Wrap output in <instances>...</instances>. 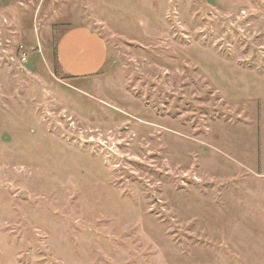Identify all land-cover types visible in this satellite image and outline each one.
I'll use <instances>...</instances> for the list:
<instances>
[{"label": "rangeland", "instance_id": "rangeland-1", "mask_svg": "<svg viewBox=\"0 0 264 264\" xmlns=\"http://www.w3.org/2000/svg\"><path fill=\"white\" fill-rule=\"evenodd\" d=\"M0 264H264V0H0Z\"/></svg>", "mask_w": 264, "mask_h": 264}, {"label": "crops", "instance_id": "crops-1", "mask_svg": "<svg viewBox=\"0 0 264 264\" xmlns=\"http://www.w3.org/2000/svg\"><path fill=\"white\" fill-rule=\"evenodd\" d=\"M55 45L59 70L77 80L98 74L109 57L104 38L87 26L67 28Z\"/></svg>", "mask_w": 264, "mask_h": 264}, {"label": "built area", "instance_id": "built-area-1", "mask_svg": "<svg viewBox=\"0 0 264 264\" xmlns=\"http://www.w3.org/2000/svg\"><path fill=\"white\" fill-rule=\"evenodd\" d=\"M21 55H22V59L25 61L28 58V53L24 50V48L22 49L21 47Z\"/></svg>", "mask_w": 264, "mask_h": 264}]
</instances>
